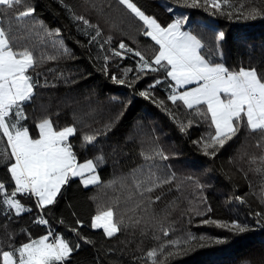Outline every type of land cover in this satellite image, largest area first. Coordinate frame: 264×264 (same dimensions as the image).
I'll list each match as a JSON object with an SVG mask.
<instances>
[{
	"label": "trees",
	"instance_id": "trees-1",
	"mask_svg": "<svg viewBox=\"0 0 264 264\" xmlns=\"http://www.w3.org/2000/svg\"><path fill=\"white\" fill-rule=\"evenodd\" d=\"M133 2L165 26L185 13L189 21L184 30L201 39L203 55L213 62L224 63L231 70L254 67L264 72V14L246 18L250 8H264V0H228L222 13L207 8L204 0H199L198 7L187 6L184 0ZM28 3L35 8V19L43 22V29L33 27L32 20L17 22L15 13L5 16L2 11L0 27L7 30L11 25L15 44L30 48L36 57L30 75L40 86L27 105L29 125L43 116H50L58 128L73 124L77 135L72 143L79 161L102 155L104 162L96 166L97 184L83 186L79 178H73L48 211L41 213L32 200L26 201V206L32 208L30 213L13 215L10 221L0 212V247L7 250L9 233L13 234L12 243L18 246L27 242L29 236L35 239L52 230L74 247L66 264H153L147 252L157 249L159 257L161 244L166 251L173 252L166 264H264V174L255 170L259 157L264 155V147L257 146L258 142L264 145L260 133L242 126L216 156H205L193 141L214 131L210 121L179 102L173 105L167 100L171 82L163 72L145 70L146 74L140 73L141 78L135 80L139 57L134 52L151 59L156 46L143 35L142 22L119 0ZM169 7L172 12L167 10ZM75 16H84L91 25L98 26L100 35L94 27L75 20ZM45 29L53 34L48 36ZM221 31L224 38L218 42L216 33ZM121 41L133 52L120 49ZM61 42L69 50L67 54L60 47ZM113 49L122 56H114ZM105 56L109 57L107 63ZM105 67L108 75L104 73ZM112 74L124 78L125 84L114 83ZM133 80L135 83L129 88ZM156 80L161 82L151 90V96L165 102L160 107L152 99L138 95ZM169 112L176 117L175 122ZM190 119L191 125L181 133L180 123L187 124ZM97 131L100 135L95 145L81 147L80 136ZM5 146L6 140L0 141V151ZM157 148L169 159L157 157L147 161L141 155ZM253 157L257 158L255 163ZM149 171L154 174V187L152 183H143ZM9 179L6 168L0 164V181L8 183ZM134 179L142 182L143 195L137 192ZM147 187L152 191H144ZM101 205H111L116 220L123 217L120 231L112 237L91 228V217ZM38 214L49 225L35 223ZM77 220L81 223L77 224ZM136 220L139 224L133 225ZM204 220H235L247 225L248 230L234 233L212 223L204 224ZM162 229L168 230L166 237ZM189 235L195 239L185 248L183 241ZM216 238L224 242L216 243ZM169 241H179L180 246L173 249ZM76 244L80 245L78 249Z\"/></svg>",
	"mask_w": 264,
	"mask_h": 264
},
{
	"label": "snow or ice",
	"instance_id": "snow-or-ice-1",
	"mask_svg": "<svg viewBox=\"0 0 264 264\" xmlns=\"http://www.w3.org/2000/svg\"><path fill=\"white\" fill-rule=\"evenodd\" d=\"M119 3L142 22L143 35L150 38L156 46L151 59L139 51L134 52V55L139 57L135 80H139L140 73H145V70L163 72L165 79L171 82L168 84L170 92L167 100L173 105L179 102L183 108L194 111L197 116H203L210 121V128L214 131L202 136L200 140L193 141L205 156H216L219 149L236 136L242 126H246L250 132H259L261 139H264V72L254 67L231 70L224 63L206 58L203 55L204 45L201 39L192 31L184 30L189 21L187 16L172 19L165 26L153 16L147 15L133 0H119ZM184 3L190 7L199 6V0H184ZM204 4L207 8H214L222 13L223 6L228 5V0H204ZM21 7L22 11L19 10ZM167 10L173 11L170 7ZM0 11L5 16L15 13L14 19L17 22L32 20L33 27L38 25L44 28L43 22L35 19V8L28 0H0ZM262 14L264 8H250L246 18H255ZM74 18L85 26L94 27L97 36L100 35L99 27L91 25L84 16ZM31 31L30 28L29 32ZM45 33L48 36L53 34L47 29ZM85 34H88L86 30ZM56 35H59L58 29ZM223 38L222 31L216 33L218 42ZM15 39L11 25L7 30L0 27V141L6 140L5 148L0 151V164L6 168L10 178L8 183L0 181V212H3L9 221L13 215L20 217L22 213L32 211V208L26 206V201L34 200V207L40 209L41 213L50 210L49 206L56 204L62 188L69 185L75 177H79L80 183L84 186L97 184L99 177L95 175L96 166L104 162L102 155L95 159L79 161L72 143V138L77 135V128L73 124L58 128L54 126L50 116H43L33 120L29 125L27 105L32 102L36 89L40 86L39 81L34 82L30 75V70L36 66V57L30 48L16 45ZM60 47L65 54L68 53L69 50L62 42ZM119 48L133 52L123 41L120 42ZM112 52L116 57L122 56L120 51L113 49ZM108 59L109 57H104L105 63ZM104 73L108 75L107 67ZM111 78L116 84H125V79L118 78L115 74H112ZM135 80L128 84L129 88L133 86ZM160 82L156 80L149 84L145 90L139 91L138 95L144 99H152L158 107L163 106L165 103L163 100L157 101L151 96V90ZM169 115L175 122L176 117L171 112ZM191 123V119L187 124L181 122L180 132L184 133ZM99 135L98 131L81 135V147L87 149L88 146H94ZM257 146L264 147L259 142ZM141 155L147 161L157 157L161 160L169 159L159 148L149 154L141 152ZM256 159L253 157L252 162L255 163ZM259 161L260 164L255 170L264 174V155L259 157ZM153 175L149 171L143 183H152L154 187ZM133 183L137 192L143 195L140 192L142 182L134 179ZM144 191L151 192L152 188L147 187ZM261 197L264 198V191L261 192ZM235 198L241 203L244 202L240 196ZM159 199L160 197H155V200ZM257 216L259 217L260 213H257ZM114 217L115 209L111 205L98 206L96 214L91 217V227L102 228L106 237H112L120 231V224L123 223V217L119 221ZM34 222L49 225V221L42 214H38ZM60 223H63V220ZM76 223L81 222L77 220ZM132 223L138 225L139 221ZM202 223H212L234 233H244L248 230L247 225L235 220L230 223L204 220ZM257 223H260L259 219ZM71 231L76 232V228H72ZM162 231L166 237L168 230ZM12 236V233L8 234L7 250L0 247V264H66L74 251L69 240L52 230L35 239L29 236L27 242H22L18 246L12 243ZM80 239L85 240V237L80 236ZM194 239L195 237L189 235L182 246L190 247ZM215 242L223 243L224 240L216 238ZM168 244L173 249L180 246L179 241H169ZM79 247V244L75 245L76 249ZM172 255V251L165 250L164 244L160 245L159 257L157 249L147 252L153 264H166L167 258Z\"/></svg>",
	"mask_w": 264,
	"mask_h": 264
},
{
	"label": "crops",
	"instance_id": "crops-1",
	"mask_svg": "<svg viewBox=\"0 0 264 264\" xmlns=\"http://www.w3.org/2000/svg\"><path fill=\"white\" fill-rule=\"evenodd\" d=\"M95 175H97V176H98V173H97V171H96ZM98 177H99V176H98ZM76 178H79V177H76ZM83 186H84V185H83ZM87 186H90V185H87ZM94 230H101V231L103 232V229H102V228H97V229H94Z\"/></svg>",
	"mask_w": 264,
	"mask_h": 264
},
{
	"label": "rangeland",
	"instance_id": "rangeland-1",
	"mask_svg": "<svg viewBox=\"0 0 264 264\" xmlns=\"http://www.w3.org/2000/svg\"><path fill=\"white\" fill-rule=\"evenodd\" d=\"M180 16H185V13H182V14H179V15H177V17H180ZM176 17V18H177ZM92 228V227H91ZM93 229V228H92Z\"/></svg>",
	"mask_w": 264,
	"mask_h": 264
}]
</instances>
